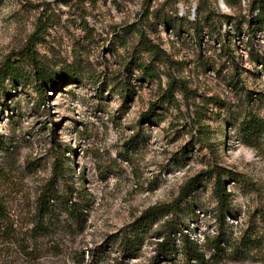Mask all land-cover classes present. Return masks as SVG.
<instances>
[{"label": "rangeland", "instance_id": "rangeland-1", "mask_svg": "<svg viewBox=\"0 0 264 264\" xmlns=\"http://www.w3.org/2000/svg\"><path fill=\"white\" fill-rule=\"evenodd\" d=\"M260 5L0 0V203L7 227L0 228V264H264V33L255 28L249 36L234 26ZM197 17L219 21L211 30ZM40 23L35 52L47 73L44 102L31 65L13 55ZM143 66L156 76L147 78ZM250 117L261 127L243 135L238 124ZM207 169L222 172L231 194L227 235L255 228L258 247L203 249L218 227ZM197 174L202 181L181 202L179 232L165 251L164 217L144 225L138 219L175 199ZM47 192L53 202H75L77 213L58 207L44 235L33 226ZM180 232L201 249V261L181 254ZM125 239L134 254L122 252Z\"/></svg>", "mask_w": 264, "mask_h": 264}, {"label": "trees", "instance_id": "trees-1", "mask_svg": "<svg viewBox=\"0 0 264 264\" xmlns=\"http://www.w3.org/2000/svg\"><path fill=\"white\" fill-rule=\"evenodd\" d=\"M229 7H233L237 4V0H224ZM257 8L255 2L252 4L250 13H253V9ZM259 13L253 17H240V21L234 24L237 31H242L243 28H246V32L249 36L253 30L259 29L264 33V0H261ZM228 20H232V17H224ZM219 21V17H197L196 22L204 23L211 27V30H215L214 22ZM42 23L38 24L36 31L28 38L26 45L18 52L13 53L17 57H25L27 62L32 67L33 78L35 83V90L37 92L38 98L40 101L44 102L45 96L47 95V80H46V71L41 66L37 53L35 52V45L38 41L39 34L41 32ZM154 51L155 48L149 49V51ZM13 62L8 61L6 63V70L13 71L14 68ZM143 74L147 78H154L156 76L154 69L149 68L148 66L142 67ZM126 94L130 95V91L127 89ZM44 99V100H43ZM261 127V123L257 121V118L250 117L249 119H242L238 124V130L241 134L246 135L252 129L256 130ZM206 174L213 178L212 193L213 197L216 200V210H215V222L218 227L216 228V234L209 239V237H204L203 249L208 248V250L213 253L218 252H247L251 248H256L260 245L261 236L255 228L248 227L247 229L240 232V235L234 236L227 235L226 226H227V217H233V210L231 206V197L230 192L226 187V180L224 179L222 172L215 169H207ZM202 181L201 174H197L193 177H190L181 187L178 192V195L175 199L169 203H163L159 205H153L145 209L138 221L139 224L144 225L149 220L155 218V216L161 215L164 217L161 227L166 228L167 232L163 233L160 244H163V249H167L169 242L172 240L171 233L174 235L175 231H178V216L182 212L181 202L189 197L199 186ZM49 192V191H48ZM45 193L39 196L38 202L35 207L37 214L34 216V230H38L40 234L48 235L52 232V227L55 225L53 212L60 207L62 212L68 213V215L73 216L77 213L75 208L76 203L69 200H60L53 202L52 196L49 193ZM70 202V203H69ZM65 207V209H63ZM4 207L0 203V228L4 230L7 227H2L5 215ZM4 218V219H3ZM260 231V229H259ZM262 234V233H261ZM180 240L182 242V249L180 250L181 254L186 256L189 260L195 259L201 261L203 258V252L197 245L193 244L194 242L189 238V236L183 232H180ZM211 243L210 246L207 245V242ZM131 240L125 239L122 246V252L127 253L128 255L134 254V244L130 242ZM207 245V247H206Z\"/></svg>", "mask_w": 264, "mask_h": 264}]
</instances>
